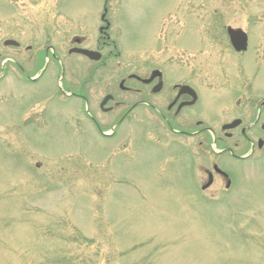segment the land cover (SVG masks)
Here are the masks:
<instances>
[{
    "label": "rangeland",
    "instance_id": "1",
    "mask_svg": "<svg viewBox=\"0 0 264 264\" xmlns=\"http://www.w3.org/2000/svg\"><path fill=\"white\" fill-rule=\"evenodd\" d=\"M106 1L121 57L89 79L98 65L68 51L75 38L95 48ZM49 22L70 36L48 40ZM228 28L247 34L245 53ZM142 64L199 87L198 118L217 131L245 109L252 121L264 99V0H0V264H264V148L232 162L212 139L174 136L145 109L112 139L88 120L86 110L102 120L108 85ZM20 65L46 69L31 84ZM63 76L85 87L86 106L61 94ZM213 162L229 191L225 181L201 190Z\"/></svg>",
    "mask_w": 264,
    "mask_h": 264
},
{
    "label": "flooded vegetation",
    "instance_id": "2",
    "mask_svg": "<svg viewBox=\"0 0 264 264\" xmlns=\"http://www.w3.org/2000/svg\"><path fill=\"white\" fill-rule=\"evenodd\" d=\"M103 14L104 8L103 13L100 15L102 25L98 28L95 48L82 47L87 39L75 38L72 39L75 45L68 51L69 58L79 56L86 59L90 64L98 65L90 70L89 79L95 76L99 77L98 72L102 73V77L105 76L109 72L112 61L121 57L117 41L114 39L115 32L113 31L112 22L109 21L108 14L102 20ZM43 33L45 38L51 40L54 37L67 38L70 36L71 30L59 23L49 22L44 27ZM74 47L97 51L100 53L101 59L93 61L86 56L70 53ZM18 48H21L20 45ZM31 49L30 46L25 47L26 52ZM42 51L45 56H50L54 63L59 65V68H62L60 70L64 73L61 53L51 46L46 47ZM5 59L9 60V58ZM18 68L23 75L24 82L31 84L39 82L46 69H41L32 75L25 70L23 65L18 66ZM166 73V69L163 66L135 65L133 71L126 78L120 79L119 83L116 82L114 84L113 81V84H109L107 93L100 101L98 107L99 112L102 114V120H99V117L94 112L85 111L88 120L95 125L100 136L104 139H112L118 126L130 119L132 114L138 109H145L147 115L154 122L166 126L174 136L184 139H199L201 137L212 139L216 148L220 146L216 156L227 155L232 162L244 163L258 151H262L264 148V99L258 103L255 102V109L251 114L252 121L247 122L249 113L245 109L239 111V116L221 125L219 131H217L213 125L198 118L197 109L203 100L202 90L193 83L176 82L177 80L168 81ZM58 81L63 83L62 88H60L61 94L68 98L79 100L85 106L88 104L89 96L84 86L77 89L72 88L64 81V76L58 78ZM235 104L241 106L239 101L235 102ZM191 117L194 118L193 121L190 120ZM201 146L202 143H200ZM211 167L212 170H205L207 182L202 185L201 190L203 192L207 191L215 187L218 181H225V189L229 191L233 186V180L229 173L220 168L216 162H213ZM216 168L220 169V171H216ZM208 182H210V186L204 190L203 186ZM209 200L211 199L209 198Z\"/></svg>",
    "mask_w": 264,
    "mask_h": 264
},
{
    "label": "water",
    "instance_id": "3",
    "mask_svg": "<svg viewBox=\"0 0 264 264\" xmlns=\"http://www.w3.org/2000/svg\"><path fill=\"white\" fill-rule=\"evenodd\" d=\"M107 12V10H105V13ZM105 18V16H103V19ZM228 35L231 41V44L233 45V47L235 48V50L237 52H243L247 50L248 47V36L246 33H244L241 30H233L231 28L228 29ZM5 45H12V46H18V43L15 41H6ZM71 53H78V54H82L85 55L89 58H91L92 60H99L100 59V55L96 52L93 51H88V50H84V49H79V48H74L73 50H71ZM216 170H218L216 168ZM210 186V182L203 187V189H206Z\"/></svg>",
    "mask_w": 264,
    "mask_h": 264
}]
</instances>
